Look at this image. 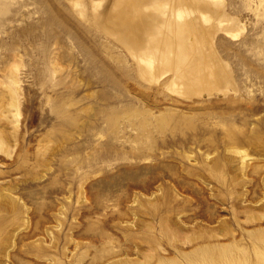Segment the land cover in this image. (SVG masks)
Returning a JSON list of instances; mask_svg holds the SVG:
<instances>
[{
	"label": "rangeland",
	"instance_id": "rangeland-1",
	"mask_svg": "<svg viewBox=\"0 0 264 264\" xmlns=\"http://www.w3.org/2000/svg\"><path fill=\"white\" fill-rule=\"evenodd\" d=\"M163 1L0 0V264H264V0H225L200 98L121 40Z\"/></svg>",
	"mask_w": 264,
	"mask_h": 264
},
{
	"label": "bare ground",
	"instance_id": "bare-ground-1",
	"mask_svg": "<svg viewBox=\"0 0 264 264\" xmlns=\"http://www.w3.org/2000/svg\"><path fill=\"white\" fill-rule=\"evenodd\" d=\"M163 2L160 4L164 5ZM172 2L174 4L166 8L167 10L163 8L161 11L160 7L158 11L154 8L158 14L155 11L148 24L141 13L133 16L136 19L135 24L130 23L128 29L123 27L128 31L123 32L121 40L133 53L143 77L153 83L166 79L163 86L169 92L183 97L199 94V98L203 94L209 96L216 94L215 92L225 94L231 90L229 88L231 77L228 76L230 70L228 63L217 52L215 37L222 31L230 37H238L242 31L239 19L228 13L225 0H177V2L172 0ZM155 5L156 8L160 6L157 3ZM125 8L119 7L118 12H115L116 19L124 17ZM159 15L161 18H158ZM139 23L140 26L137 25ZM133 25L135 30L132 31ZM11 79L13 84L8 90L11 94H16L18 79L14 75ZM235 88L236 86L232 87L234 91L237 90ZM11 112L9 109L5 116L8 122L12 121L9 114ZM237 139L243 142L241 136H237ZM238 153L244 157L243 163L249 159L246 151ZM236 214L241 215V212ZM258 255L264 258V250L258 252Z\"/></svg>",
	"mask_w": 264,
	"mask_h": 264
}]
</instances>
